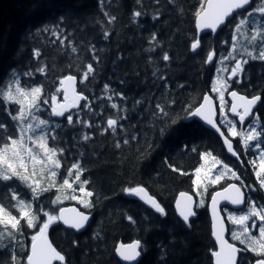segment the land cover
Returning <instances> with one entry per match:
<instances>
[{
  "label": "trees",
  "instance_id": "1",
  "mask_svg": "<svg viewBox=\"0 0 264 264\" xmlns=\"http://www.w3.org/2000/svg\"><path fill=\"white\" fill-rule=\"evenodd\" d=\"M204 2L0 0V82L5 85L0 92L9 87L15 92L13 75L25 90L41 86L39 111L33 108L31 112L35 122L37 118L46 120L50 130L55 129L56 139L49 136V146L63 149V156L56 157L62 163L60 169H55L56 187L39 194L38 200H30L31 210L45 220L43 211L58 215L62 207L69 205L93 215L88 228L80 233L59 222L49 229V238L65 256L64 264H122L116 249L120 244L135 241H140L143 253L138 264H214L211 251H217V245L207 204H198L197 217L189 221V227L179 215L176 201L184 192L197 198L195 169L204 165L201 153L210 152L231 162L242 173L246 168L232 161L218 136L197 118L179 119L167 135L160 136L159 129L167 117L159 114L156 105L165 107L171 116L185 117L190 106L203 102L204 95L217 98L213 85H217L221 75L231 82L226 95L237 90L248 96H264V60L248 55L251 52L258 56L264 43L259 36L256 41L251 40L257 34L254 29L264 31V13L255 11L247 17L248 11L264 7V0H253L247 11L234 16L216 36L207 33L199 37L196 13ZM136 11L142 15L135 17ZM245 17L248 23L236 31L234 25ZM153 34L156 39L149 43ZM196 39L201 46L193 52L191 43ZM72 48L77 50L73 52ZM164 52L170 57L168 61L162 59ZM210 53L213 61L206 62ZM244 60L248 63L244 64ZM237 61L244 70L232 77ZM88 63L93 64L95 71L88 81L81 83ZM67 75L77 77L79 92L87 97L81 108L71 114V125L66 118H55L48 106L52 95L63 100L62 91L56 89L60 88V79ZM237 80L240 82L236 83ZM117 93H123L125 99ZM112 103L118 107L112 108ZM19 107L6 102L0 106V121L10 128L16 126L17 132L20 122L13 121L8 111L17 115ZM263 110L259 112L264 121ZM109 118L118 120L115 132L107 126ZM32 119L29 116L24 123ZM240 137H233L237 144ZM75 161L80 162L81 181H88L85 188L93 192L92 197H83L77 191L80 182L74 180L75 169L72 177L66 175ZM27 163L31 174V161ZM63 178H69L75 193L72 189L57 190ZM33 179L39 181L41 188L51 183L48 169L36 171ZM231 182L227 178L218 186L207 182L209 197ZM5 184H13L25 199H30V189L13 178L0 181V200L6 191ZM138 186L158 199L165 215L124 191ZM73 194L89 200L92 206L84 207L71 199ZM56 196L61 197V202L52 203ZM10 210L19 217L18 209ZM129 216L135 223L127 219ZM228 223L232 232L234 224L229 219ZM21 224L25 222L21 220ZM35 232L36 229L25 227V234L10 244L12 230L0 224V249L14 247L23 264ZM232 241L240 245L239 241ZM8 255L7 250L0 251V260ZM245 255L255 258L252 252Z\"/></svg>",
  "mask_w": 264,
  "mask_h": 264
},
{
  "label": "snow or ice",
  "instance_id": "2",
  "mask_svg": "<svg viewBox=\"0 0 264 264\" xmlns=\"http://www.w3.org/2000/svg\"><path fill=\"white\" fill-rule=\"evenodd\" d=\"M249 4L250 0H205L204 4L201 5V11L196 13L198 21L197 28L201 30L211 29L212 32L215 33L219 26H227V18L231 17L236 9H242ZM255 11L264 13V7H259L258 9L248 11L247 17H251ZM133 15L135 17H139L142 15V13L140 11H136L133 13ZM237 15H239V13H237ZM112 19H114V17ZM246 23H248L246 17L241 19L237 24L234 25L236 31H240V26ZM252 23H255V21H252ZM254 31L257 34L252 35L251 40L256 41L259 36L260 40L264 41V31H261L260 29H254ZM105 35L107 36V33H105ZM155 39V34H153L149 43H152V41H155ZM61 43H63V41H61ZM200 46L201 41L196 39L191 43V50L196 52ZM76 50V48H72L73 52ZM37 55H39L38 52ZM248 55L251 56L252 59L264 60V43L261 44L258 56H254L251 52H248ZM93 59L98 61V57L93 56ZM162 59L164 61H168L170 59L167 52L163 53ZM212 61L213 54L210 53L206 56V62ZM243 63L246 64L248 61L244 60ZM243 70L242 63L237 61L235 67L232 69V76H237ZM94 71L95 69L93 64L88 63L86 65V70L80 79V82L84 83L85 81H88L89 76L93 74ZM12 79L16 84L15 92H13L10 87L7 91L0 92V97H2V99H0V106H5V102L7 105H19L20 107L17 115H12L11 111H8V115L11 116L13 121H19L20 123L17 132L16 126L10 128L7 123L0 121V141H2V145H0V181L8 182L13 181V178H16L30 189L31 197L30 199H25L21 193L17 191L13 184H5L4 187L6 191L3 193L2 200H0V224L4 225L5 228L10 226L12 230L10 244L15 241L18 236L25 234V227L27 229H36L35 234L31 235L30 251H27L23 264H53V261H59L61 264H64L65 256L57 251V249L53 247L52 243L48 240V232L50 227L57 224V222H62V224L67 228L80 231L85 227L89 220V216L85 215L83 212L77 211L76 209L61 208L58 215L51 214L48 211H43V216L46 217L45 220L40 219L38 215L31 210L32 204L30 200H38L39 194L49 191L50 187H56L55 178L57 177L58 173L55 169H60L62 167L61 160L57 159L56 157L58 154L63 156V149L49 146L48 137L51 136V139L55 140L56 136L54 134V128L50 131H44L41 129V126L48 124V121L40 119L38 123H24V121L29 116H32L34 121L36 120V117L33 116L31 109L35 108L37 111H39V103L43 94L42 87L33 86L30 88V90H25L21 87L20 81L14 79V75L12 76ZM76 81L77 77L74 75H67L63 79H60V88L56 89V91L63 92L64 103H59L56 95L51 96V103L53 105L51 111L54 116L63 117L66 111L77 107L79 101L87 99V97L82 93H77L75 87ZM239 82V80L236 81V83ZM4 87L5 85L3 82H0V88ZM104 87L105 89L108 88L107 85ZM228 87H230V85L224 82H221L219 86L213 85V90L218 92L220 103L219 113L221 116H223L225 112L226 101L224 91ZM70 95L71 100H69ZM117 95L120 96L121 99H125L123 93H117ZM230 96L233 100L230 111L233 116L238 117L240 125L243 126L245 124L246 118L252 115V109L255 107L258 101H261L262 98L261 96L256 95L249 99L244 95H238L237 91L235 90L230 92ZM202 100L203 103H200L196 106H190L187 110V115L185 117L179 118L171 116L165 107L157 104L156 108L158 109L159 114L162 117H167V119L163 120V127L159 129V135L162 137L167 135L168 132L179 122V119L200 118L207 125H210L212 129H215V131L219 133L220 136H224L225 133L221 131L220 127L217 125V122L213 119V98L209 95H204ZM43 103L46 104L48 101L43 100ZM137 103H139V101H137ZM25 105H27V110ZM111 107L115 109L118 107V105L116 103H112ZM65 118L68 124H73V117L71 115H68ZM117 123L118 120L115 118H109L107 120V126L109 129H112L113 132L116 131ZM227 123L231 125L228 128V133L232 137L242 135L245 148L248 147L249 141L258 140L259 136L261 135L260 133H257L256 128L252 127L251 125L250 131L240 134L236 130V124L232 123L231 121H227ZM85 126L90 127L91 125L85 124ZM38 131L40 134H37ZM25 136H27V140L31 142L32 147H28L26 145L24 139ZM85 139H88V137L85 136ZM124 143H128V141L125 140ZM224 144L227 145V150L229 153H231L233 156H237V153L233 150L232 143L229 142L228 139H224ZM117 147H119V144H117ZM257 147H259V145H257ZM34 148H38L40 153L34 152ZM192 151H197V149L193 148ZM209 156H212V153H201V159L205 161ZM212 159L216 164L221 163L215 156H212ZM29 160L33 165L31 174H29L27 163ZM259 160V171H256L255 174L257 180L259 181L260 188L264 189V176L261 175L264 173V152L260 153ZM252 163L255 165V161H252ZM38 164L48 167V175L51 183L47 188H41L39 181H35L33 179V177L36 175L35 166ZM74 169L76 170L74 180L76 182H80L79 192L83 197H92L93 192L87 191L85 188V185L88 183V181H81L83 169L81 168L79 161H75L67 170V177L73 176ZM43 170L44 169L42 168L41 172H43ZM172 170L177 171L175 168ZM202 170V167L195 169L197 179L194 181V183H197V187H199L198 182L201 178ZM211 171V169L208 170V172ZM208 172L205 173L206 176L208 175ZM226 173L230 174L231 177H234L237 181H239L240 187L233 183L224 188L223 192H216L211 196L213 220L214 222L221 224L219 230H216L213 233L216 241L218 242L219 250L211 251V256L214 257L215 264H264V205L258 204L252 199L251 196H248L246 202L245 192L241 190L243 187H245L243 179L226 164L224 165V171H221L219 174L210 178L211 183L216 184ZM247 187L248 190H256L251 186ZM62 189H72L73 193L76 191V189H73L72 183L69 182V178H63L62 184L59 186V188H57L58 191ZM124 191L128 194L139 196V198L143 200L144 203L149 204L153 209H155L157 213L165 215L164 208L153 196L147 193L144 187L138 186L135 188L125 189ZM224 193L232 194L224 195ZM181 196L185 197L188 203L185 205L184 209L180 211V216L182 217L185 224L190 227L191 225L189 223V217L196 215V212L193 211L191 207L192 198L186 196L184 193H181ZM218 197H223V199L228 200L233 205H245L246 212L243 214H229L228 216V219L232 224L239 225L240 227L239 231H233L231 233L232 239L239 241V244L243 245V247H237L236 245L229 243L224 239L222 234L224 231L222 227V221L218 220ZM70 198L77 200L78 203L84 205V207L92 206L89 200L78 197L75 194H73ZM3 201H7V203H4ZM12 201H15V203H11ZM59 202H61L60 196H56V199L52 201V203ZM200 203L202 205L203 201ZM177 206L179 207V202ZM10 209H18L19 217L14 215ZM40 210L42 209H38V211ZM69 212H71L72 215L66 214ZM127 219L131 223H135V220L131 216L127 217ZM21 220L25 222L24 225L21 224ZM250 220H252V223L249 226L248 222ZM253 232H258V236L253 235ZM75 243L76 242L73 241V244ZM139 249H141V243L140 241H136L128 245L121 244L116 249V252L119 257L122 258V260L134 261L141 255V251ZM5 250L8 251L9 255L4 260H0V264H21L20 255L15 251L14 247L0 249V251ZM247 252L254 253L255 258L253 259L246 256L245 253Z\"/></svg>",
  "mask_w": 264,
  "mask_h": 264
},
{
  "label": "water",
  "instance_id": "3",
  "mask_svg": "<svg viewBox=\"0 0 264 264\" xmlns=\"http://www.w3.org/2000/svg\"><path fill=\"white\" fill-rule=\"evenodd\" d=\"M252 1L253 0H250V4L249 5H246L244 8H242V9H236L234 12H233V14H232V16L231 17H229V18H227V20H228V22L234 17V15H236L237 13H239V12H241V11H244V10H247L250 6H251V4H252ZM197 19H196V29H197V32H198V35H199V37H201L202 35H204V34H207V33H212L214 36H216L224 27H226L225 25H221V26H219L218 28H217V31L215 32V33H213L212 32V30L211 29H203V30H201V29H199V28H197ZM75 87H76V90H77V93L78 94H81L80 92H79V90H78V80L76 81V85H75ZM237 93H238V95H243V94H240L238 91H237ZM210 97H212L213 98V103H212V109H213V112H212V115H213V119L217 122V125H218V127H220V129H221V131L222 132H224V130L221 128V126H220V124H219V122H218V119H219V110H218V106H217V101H216V99L212 96V95H210V94H208ZM245 96V95H244ZM247 98H249L248 96H246ZM229 99H230V101H231V104L233 103V100H232V98H231V96H230V94H229ZM250 99V98H249ZM69 100H71V95L69 96ZM84 100H82V101H79L78 102V106L77 107H75V108H71V109H69L68 111H66L65 112V115L63 116V117H57L59 120H62V119H64L67 115H69V114H71L72 113V111L73 110H78V109H80V107H81V104H82V102H83ZM62 103H64V97H63V102ZM260 103V101H258L257 102V104L255 105V107L252 109V113L256 110V108H257V106H258V104ZM206 110H207V106H206ZM248 118V117H247ZM246 118V119H247ZM200 122H201V124L204 126V127H206L207 129H209V130H211V131H213L215 134H217V136L222 140V142H223V144H224V139L226 138V139H228L229 140V142H231L232 143V145H233V150L235 151V144H234V142L225 134L224 136H220V134L219 133H217L216 131H215V129H212L211 128V126L210 125H207L203 120H201L200 118H197ZM225 133V132H224ZM224 147H225V149L227 150V145H225L224 144ZM227 152H228V150H227ZM236 152V151H235ZM228 154H230L231 156H233L231 153H229L228 152ZM233 157H237V156H233ZM231 184H233V183H231ZM231 184H229V185H231ZM235 184H237V186L238 187H240V184H238V183H235ZM228 185V186H229ZM227 186V187H228ZM226 188V187H225ZM145 190L147 191V193L149 194V195H151V196H153L146 188H145ZM223 190H224V188H222V189H219V190H217V191H215L214 193H213V195L216 193V192H223ZM243 192H245L244 191V189L242 188L241 189ZM184 194H186V196H189V197H191L192 198V201H191V207H192V209H193V211H195L196 212V215L195 216H193V217H189V221L190 220H192V219H195L196 217H197V209H196V207H197V202H196V199H195V197L191 194V193H189V192H184ZM230 194H232V193H224V195H230ZM136 198H138V199H140L139 198V196H135ZM154 197V196H153ZM155 198V197H154ZM156 200H157V202L158 203H160L159 201H158V199L157 198H155ZM141 200V199H140ZM217 200H218V203H217V211H218V220L219 221H222V227H223V229H224V231H223V237H224V239L225 240H227L229 243H232L231 242V240L229 239V226H228V221H227V219H226V217H225V215H224V213H223V208L225 207V206H228V207H230L232 210H242L243 208H245V205H239V206H237V205H233V204H231L228 200H225V199H223V197H218L217 198ZM245 200H246V202H247V195H246V192H245ZM143 201V200H142ZM144 202V201H143ZM178 202H179V207L177 206V204H178ZM188 203V201L185 199V197H182L181 196V194L178 196V198H177V201H176V206H177V210H178V212H179V215H180V211L181 210H183L184 209V207H185V205ZM148 208H150V209H152V210H155V209H153L149 204H146V203H144ZM62 208H64V209H76L77 211H80V212H83L85 215H88L89 216V220H88V222L86 223V225H85V227L83 228V229H81L80 231H76L75 229H71V230H74V231H76V232H83L84 230H86L87 228H88V226H89V224L91 223V221H92V218H93V215L92 214H90V213H87V212H84V211H82L79 207H77V206H75V205H69V206H64V207H62ZM208 209H209V213H210V217H211V222H212V233H214V231H216V230H219V228L221 227V224L220 223H216V222H214V220H213V214H212V205H211V198H210V201H209V204H208ZM59 214V213H58ZM67 215H72V213L71 212H69V213H66ZM61 224H62V222H60ZM63 225V224H62ZM64 227H66L65 225H63ZM67 228V227H66ZM69 229V228H68ZM213 239H214V241H215V243H216V245H217V251L219 250V245H218V242L216 241V239H215V236H214V234H213ZM48 240L52 243V245H53V247H55L56 249H57V247L54 245V243L51 241V239L49 238V236H48ZM136 242V241H135ZM132 243H134V242H132ZM132 243H123L124 245H128V244H132ZM232 244H234V243H232ZM121 245V244H120ZM119 245V246H120ZM234 245H236V244H234ZM118 246V247H119ZM237 246V245H236ZM237 247H239V246H237ZM140 251H141V249H139ZM57 251H59L58 249H57ZM60 252V251H59ZM61 253V252H60ZM62 254V253H61ZM116 254H117V252H116ZM141 257H142V252H141V255L139 256V257H137V259L136 260H134V261H124V260H122V258H120L119 257V255L117 254V258L119 259V261L122 263V264H138L139 263V261L141 260ZM58 263H61V262H59V261H53V264H58ZM214 264H215V259H214Z\"/></svg>",
  "mask_w": 264,
  "mask_h": 264
},
{
  "label": "flooded vegetation",
  "instance_id": "4",
  "mask_svg": "<svg viewBox=\"0 0 264 264\" xmlns=\"http://www.w3.org/2000/svg\"><path fill=\"white\" fill-rule=\"evenodd\" d=\"M259 96H261L262 99L256 109V113L254 114V117L248 122L246 126H241V127L242 129L247 130L251 125L255 127L261 135L259 136L258 140H254L253 143L251 145H248L247 148H245L242 139H240V142L238 144H235L236 151L238 152L239 155V157L237 158L238 160H235V164L241 165L242 168L244 169L246 168L245 172L244 173L240 172V174L243 176L244 185L247 188V190H248L247 186H251L253 189H256L255 191L248 190L249 196H251L252 199L256 201L258 204L264 205V189L260 188V185L258 183L255 174L256 171L259 169L260 153L264 152V121L262 120V117H260V112H259L262 109H264V96L263 94ZM257 145H259V147H257ZM252 161H255L254 166H250L249 164V162ZM233 168L236 169L235 166ZM247 168L249 173H247ZM247 178L251 179V182L249 184Z\"/></svg>",
  "mask_w": 264,
  "mask_h": 264
},
{
  "label": "rangeland",
  "instance_id": "5",
  "mask_svg": "<svg viewBox=\"0 0 264 264\" xmlns=\"http://www.w3.org/2000/svg\"><path fill=\"white\" fill-rule=\"evenodd\" d=\"M233 77V76H232ZM221 82H224V83H226V84H231V82H227L226 80H225V77L223 76V75H221V76H219V78H218V81H217V86H219V84L221 83ZM229 84V85H230ZM226 91H227V89L224 91V96H225V99H226ZM218 97V96H217ZM58 100V102L60 103L61 102V100L60 99H57ZM218 101H219V98H218ZM226 101H227V99H226ZM48 106L52 109V107H53V105H52V103H48ZM226 112L227 111H225L224 112V115H223V121H224V123L227 125V126H231L230 124H228L227 123V121H231L232 123H233V121L230 119V117L226 114ZM51 113H52V111H51ZM37 120L39 121V119L37 118ZM38 123V122H35V121H33V119L30 121V123ZM234 124H236V123H234ZM253 127V126H252ZM41 129H43L44 131H50V128L47 126V125H43V126H41ZM236 130H237V132L239 133V129H238V127H237V124H236ZM251 130V128L249 127L247 130H245L243 133H247L248 131H250ZM256 131H257V133H259V131L256 129ZM242 133V134H243ZM37 134H40V132L38 131V133ZM25 143H26V145L28 146V147H32V144H31V142H29L28 140H27V136H25ZM254 141V140H253ZM253 141H249V143H248V145H251L252 143H253ZM34 152H36V153H40V150L38 149V148H34ZM41 156H42V154H41ZM260 161V160H259ZM31 164V170H33V165H32V163H30ZM203 166V167H202ZM201 167L203 168V170H202V172H201V178H200V180H199V187H198V190L196 191L197 192V199H198V204L200 205V206H203L204 204H206L207 203V197L209 196L208 195V191L210 190L209 189V186H208V183L207 182H211V180H210V178L211 177H214L215 175H217V174H219L221 171H224V165H222L221 163H219V164H216L214 161H213V159H211V158H207V160L205 161L204 160V165H202ZM50 167V166H49ZM44 169L43 171H46V169H48V167H44V165H40V164H38V165H36L35 166V172L36 171H41V169ZM209 169H211L212 171L211 172H208V170ZM233 171H235L236 173H237V175H239V176H241V178L243 179V176L238 172V170L237 169H234V168H231ZM257 171H259V169L257 170ZM206 172H208V175L206 176L205 175V173ZM262 176L264 175V173H262L261 174ZM225 178H227V179H232V181H237L234 177H231V175L230 174H228V173H226L222 178H221V180L219 181V182H217L216 184H213V185H219V183L221 182V181H223ZM258 183H259V181H258ZM260 185V184H259ZM212 188V187H211ZM77 191H79V190H77ZM201 201H203V204L201 205ZM226 212H227V217L229 216V214H235V215H239V214H243L244 212H246V211H244V212H237V213H234V212H232V211H230V210H228L227 211V209L225 210ZM249 226L251 225V223H252V220H250L249 222ZM52 227H50V229H51ZM240 230V227H239V225H234V230L233 231H239ZM232 231V232H233ZM231 232V233H232ZM253 235H256V236H258V232H253ZM231 238H232V235H231Z\"/></svg>",
  "mask_w": 264,
  "mask_h": 264
},
{
  "label": "bare ground",
  "instance_id": "6",
  "mask_svg": "<svg viewBox=\"0 0 264 264\" xmlns=\"http://www.w3.org/2000/svg\"><path fill=\"white\" fill-rule=\"evenodd\" d=\"M73 154V153H72ZM34 201V200H33ZM31 247V246H30ZM29 248V247H28ZM25 258V257H24ZM118 259V258H117Z\"/></svg>",
  "mask_w": 264,
  "mask_h": 264
}]
</instances>
